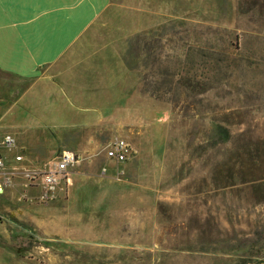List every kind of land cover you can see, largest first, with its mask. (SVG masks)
<instances>
[{
  "label": "rangeland",
  "instance_id": "374dc122",
  "mask_svg": "<svg viewBox=\"0 0 264 264\" xmlns=\"http://www.w3.org/2000/svg\"><path fill=\"white\" fill-rule=\"evenodd\" d=\"M0 117L17 169L0 264H264V0H111L37 78L0 73ZM94 118L98 146L69 171L88 178L41 202L21 168L72 152ZM114 138L134 151L115 169Z\"/></svg>",
  "mask_w": 264,
  "mask_h": 264
},
{
  "label": "crops",
  "instance_id": "0c3cea01",
  "mask_svg": "<svg viewBox=\"0 0 264 264\" xmlns=\"http://www.w3.org/2000/svg\"><path fill=\"white\" fill-rule=\"evenodd\" d=\"M110 3L111 0H0V73L23 80L37 78L43 70L61 60ZM79 109L95 110L85 103ZM1 119L0 146L5 137L11 136L6 132L11 126L2 124ZM98 124L105 126L103 120L98 122L94 118L84 122L82 130L72 133V153L79 158L73 169L98 146L99 139L94 130ZM14 146L16 148L15 141ZM59 150L64 151V147L58 146L50 152ZM17 155L23 157V162L27 161L26 156ZM106 162L109 161L105 159ZM113 172H107V175ZM84 178L88 177L82 170H74L68 174L67 187Z\"/></svg>",
  "mask_w": 264,
  "mask_h": 264
},
{
  "label": "built area",
  "instance_id": "2783aa9c",
  "mask_svg": "<svg viewBox=\"0 0 264 264\" xmlns=\"http://www.w3.org/2000/svg\"><path fill=\"white\" fill-rule=\"evenodd\" d=\"M2 145L6 148H14V141L10 137L3 139ZM134 151L129 143L122 138H114L104 148V157L109 162L115 165H121L133 158ZM14 162L21 164L23 157L17 155L14 157ZM79 163V158L71 151H61L47 165L45 170H33L21 168V175L26 181V187L40 189V201L47 202L55 198V193L58 191V185L65 184L70 170ZM7 167L0 153V194L3 192L5 185H8L10 180L8 175H13L16 168H11V173L6 171ZM102 175L106 174V169L100 170Z\"/></svg>",
  "mask_w": 264,
  "mask_h": 264
},
{
  "label": "trees",
  "instance_id": "16d2710c",
  "mask_svg": "<svg viewBox=\"0 0 264 264\" xmlns=\"http://www.w3.org/2000/svg\"><path fill=\"white\" fill-rule=\"evenodd\" d=\"M243 163L245 161H242ZM243 165H240L239 166V173L237 172H232V175L229 177L231 180L234 179L235 177H237V175L239 174V176H241L242 172H241V169H242ZM234 169V168H233ZM231 173V172H230ZM254 181V180H253Z\"/></svg>",
  "mask_w": 264,
  "mask_h": 264
}]
</instances>
